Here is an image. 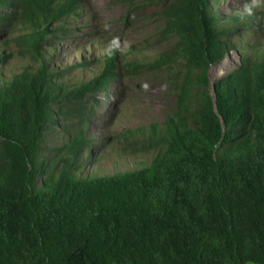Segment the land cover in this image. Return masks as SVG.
I'll return each instance as SVG.
<instances>
[{
    "label": "trees",
    "instance_id": "obj_1",
    "mask_svg": "<svg viewBox=\"0 0 264 264\" xmlns=\"http://www.w3.org/2000/svg\"><path fill=\"white\" fill-rule=\"evenodd\" d=\"M171 1L177 42L147 62L64 46L91 0H0V264H264V7ZM174 63L163 120L93 129L117 79Z\"/></svg>",
    "mask_w": 264,
    "mask_h": 264
},
{
    "label": "rangeland",
    "instance_id": "obj_2",
    "mask_svg": "<svg viewBox=\"0 0 264 264\" xmlns=\"http://www.w3.org/2000/svg\"><path fill=\"white\" fill-rule=\"evenodd\" d=\"M251 1H257L260 8L264 7V0H223V4L228 8L245 5ZM171 2V0H91L89 7L90 13L93 14L91 24L67 36L68 39L63 37L60 41L68 47L75 43L78 45L81 42L86 43L104 34L112 38L113 42L120 43L124 50H134L135 56L151 62L161 53L170 50L177 42L174 35L166 37V34L161 33L166 25L163 11ZM258 32L263 39L255 33L250 36L248 42L256 43L258 40L264 42V28ZM236 53L237 51H230L229 57L211 69L212 81L232 68L238 59ZM129 56L131 59L134 58L131 54ZM25 58L18 55L9 62L21 64ZM178 64L174 63L173 68L148 67L140 72L126 73L117 79L109 95H103L97 104L95 116L103 122L94 119L93 129L110 128L113 135L114 129L120 131L163 120L175 101L171 79L174 67ZM115 122L119 125L115 126ZM149 157L131 156L125 159L124 164L132 167L136 165V160L147 161ZM100 168L113 170L114 167L106 162Z\"/></svg>",
    "mask_w": 264,
    "mask_h": 264
}]
</instances>
